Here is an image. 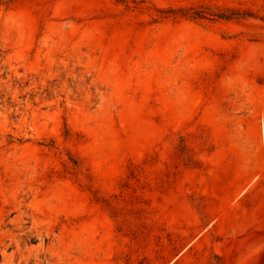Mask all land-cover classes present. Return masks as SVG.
<instances>
[{
  "label": "rangeland",
  "instance_id": "obj_1",
  "mask_svg": "<svg viewBox=\"0 0 264 264\" xmlns=\"http://www.w3.org/2000/svg\"><path fill=\"white\" fill-rule=\"evenodd\" d=\"M0 264H264V0H0Z\"/></svg>",
  "mask_w": 264,
  "mask_h": 264
}]
</instances>
